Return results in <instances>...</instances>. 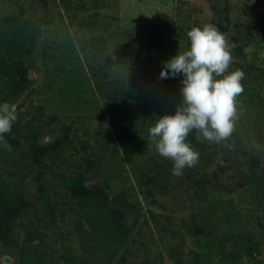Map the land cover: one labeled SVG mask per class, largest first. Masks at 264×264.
<instances>
[{"label":"rangeland","instance_id":"1","mask_svg":"<svg viewBox=\"0 0 264 264\" xmlns=\"http://www.w3.org/2000/svg\"><path fill=\"white\" fill-rule=\"evenodd\" d=\"M204 24L228 40L244 91L231 136L190 132L199 161L174 176L149 129L182 104L183 75L159 74ZM7 44L0 105L17 119L0 145L1 264H264V0H0ZM132 74L148 99L109 110ZM79 182L106 191L125 233L72 195Z\"/></svg>","mask_w":264,"mask_h":264},{"label":"clouds","instance_id":"2","mask_svg":"<svg viewBox=\"0 0 264 264\" xmlns=\"http://www.w3.org/2000/svg\"><path fill=\"white\" fill-rule=\"evenodd\" d=\"M186 35L187 50L165 61L159 74L161 79L183 75L182 104L174 114L158 117L149 129L158 154L173 162L174 176L182 175L186 167H194L199 161V152L186 142L190 132L195 130L214 143L231 136L237 119V98L244 91V72L229 71L231 48L223 32L204 24L191 27ZM16 119L15 105H0V145L9 151L4 135L11 132Z\"/></svg>","mask_w":264,"mask_h":264},{"label":"trees","instance_id":"3","mask_svg":"<svg viewBox=\"0 0 264 264\" xmlns=\"http://www.w3.org/2000/svg\"><path fill=\"white\" fill-rule=\"evenodd\" d=\"M15 47L12 44L4 45V47L0 48V51L5 50L6 56H11L12 50ZM9 66H7L8 68ZM26 70L23 71L21 77L16 81V85H22L25 81H27ZM125 81L121 84L120 89L118 90V96L113 99V101L106 103L109 107V110H115L117 112H121L127 108L129 103H134L135 99L137 98L141 101L142 98L145 100L148 99L143 95V88L137 83V77L135 74L128 75L124 79ZM14 87H11L13 89ZM14 90V89H13ZM137 101V100H136ZM138 105V103H137ZM132 133L128 129H124V131L117 134V140L120 145L126 144L131 140ZM72 195L79 196L83 198L84 202L89 206H94L95 213L98 216L101 215L102 210L100 206H105L107 210L108 218H104L108 225V230L112 233L113 238L119 232L125 233V220L123 219L124 214L119 209L108 205V195L104 189L97 188L92 189L88 188L84 184L80 183L73 184L70 189ZM100 219V218H99ZM115 230H118L117 232ZM122 240V238L120 239ZM1 264V263H0Z\"/></svg>","mask_w":264,"mask_h":264}]
</instances>
